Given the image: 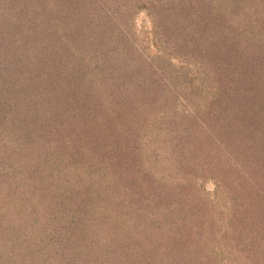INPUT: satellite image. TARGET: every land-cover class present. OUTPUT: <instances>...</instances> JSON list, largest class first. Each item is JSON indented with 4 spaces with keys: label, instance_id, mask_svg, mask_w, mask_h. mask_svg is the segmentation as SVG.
<instances>
[{
    "label": "trees",
    "instance_id": "1",
    "mask_svg": "<svg viewBox=\"0 0 264 264\" xmlns=\"http://www.w3.org/2000/svg\"><path fill=\"white\" fill-rule=\"evenodd\" d=\"M164 263L264 264V0H0V264Z\"/></svg>",
    "mask_w": 264,
    "mask_h": 264
},
{
    "label": "rangeland",
    "instance_id": "2",
    "mask_svg": "<svg viewBox=\"0 0 264 264\" xmlns=\"http://www.w3.org/2000/svg\"><path fill=\"white\" fill-rule=\"evenodd\" d=\"M261 6V4H258V6ZM249 11H250V8L248 7L246 10H243V9H239V13H240V16L238 15V19H241V20H245L247 21V18H248V14H249ZM238 13H236L237 15ZM234 16H235V13H234ZM255 19V17H253V20ZM262 20V19H261ZM261 21H258V24L260 23ZM136 25H137V30H138V38L134 37L135 41L137 43V45H143L144 44V48L148 47V44H147V34H146V30H148V28H150V23H149V20L148 18L145 16V15H139V17L137 18L136 20ZM132 39V38H131ZM133 39V41H134ZM152 50V49H151ZM196 101L197 100H200L199 98H196L195 99ZM195 103V101H192V104ZM196 104V103H195ZM193 104V105H195ZM193 119V118H192ZM121 123V122H120ZM119 123V124H120ZM119 126V125H118ZM124 139V138H123ZM115 139H110L108 140V142H113ZM116 141V140H115ZM139 142V139L135 141V145H133L136 149H138L139 145L138 143ZM139 150H142V149H139ZM138 150V152H139ZM165 150H167V148H165ZM162 151H160L161 153ZM170 151H166V153L169 154ZM193 158H195V162L198 164L199 162H201L202 160L205 162L206 160H210L214 157L211 156V154H193ZM185 168V167H184ZM191 172V173H190ZM189 173L191 174V178L194 180V184L196 185L197 184V188L198 186L202 189V192H204L205 194H213L215 193L216 191V183L215 181L217 180V175H220V174H214L213 172H211V174H213L212 176L209 175V174H206V173H203L201 171H197L196 168L194 169H189ZM225 173L223 172L222 175H224ZM124 176L125 174L122 175V179H124ZM211 176V177H209ZM222 178V177H221ZM49 212V211H48ZM43 215L44 213L41 212L40 216H39V219H37V225L39 226L41 224V227L43 226V224H46L45 222V219L43 218ZM48 219V218H47ZM56 226V225H55ZM48 230H53V228H50ZM54 235V232L52 231L51 234L49 235V237H53ZM41 239V237H40ZM48 239V234H45L44 237H43V240H47ZM10 241H13V238L10 240ZM7 250V249H6ZM9 250V249H8ZM10 251L12 254H16L17 251H15L14 249H11L10 248ZM16 252V253H15ZM165 264V263H164Z\"/></svg>",
    "mask_w": 264,
    "mask_h": 264
}]
</instances>
